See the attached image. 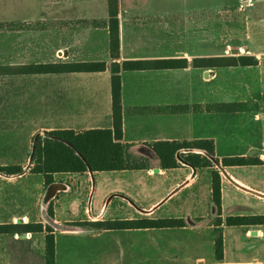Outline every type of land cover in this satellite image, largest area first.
Returning a JSON list of instances; mask_svg holds the SVG:
<instances>
[{"label": "crops", "instance_id": "obj_1", "mask_svg": "<svg viewBox=\"0 0 264 264\" xmlns=\"http://www.w3.org/2000/svg\"><path fill=\"white\" fill-rule=\"evenodd\" d=\"M38 1L44 7L40 14L20 22L40 23L39 28L15 30V46L18 50H38L39 43L35 45L24 39L47 37V44L43 45L48 50V60L21 57L29 62L17 65L105 61L107 68L92 72L18 74L48 77L47 95L42 96L47 98L45 102L36 104V96L30 95L33 103L25 106L26 110L39 112L34 117L48 119V125L34 132L45 136L46 132L57 129L82 132L112 128L110 64L114 59L110 52L109 0ZM256 1L264 3V0ZM150 2L119 0L117 61L186 58L188 66L121 71L122 142L130 145L133 156L148 158L147 166L55 173L53 183L59 188L48 201L52 203L53 215L45 219L44 199H48V189L53 183L46 186L44 174L33 172V162L28 169L22 162L13 163L21 165L23 171L1 173L11 192L0 203V224L51 226L56 264H264V224L225 222L228 216H244L235 212L232 204H226L227 195L240 194L264 203V59L257 57L256 65L194 67V58L210 52L192 46L142 52L136 39L147 35L143 32L148 21L144 13ZM157 5L162 6V1ZM161 14L164 17L161 15L160 24L167 25L168 11ZM190 40L195 43L194 34ZM246 42L242 51L250 47L249 41ZM28 98L27 95L26 101H30ZM220 101L247 103L248 109H208V105ZM198 140L213 141L215 155L204 148H183L176 155L179 164L174 168H164L152 148L156 141ZM188 152L201 153L214 165L196 167L182 157V153ZM224 157H257L262 162L225 166ZM212 169H220L223 174L220 215L212 199ZM159 210H165L161 217L156 216ZM218 216L224 221L222 260L215 254L214 220ZM143 217L182 218L185 224L104 229L75 224ZM46 235L45 229L0 233V264H46Z\"/></svg>", "mask_w": 264, "mask_h": 264}, {"label": "rangeland", "instance_id": "obj_2", "mask_svg": "<svg viewBox=\"0 0 264 264\" xmlns=\"http://www.w3.org/2000/svg\"><path fill=\"white\" fill-rule=\"evenodd\" d=\"M151 1L149 7H145L148 11L144 13L148 21L143 32L147 35L140 31L144 35L136 39L139 43L138 49L142 52L170 51L175 47L192 46L202 52H210L201 56L249 54L264 59V3L256 0ZM160 1L162 6L157 5ZM43 9L38 0H0V66L29 62V59L23 60L21 57L48 60V50L43 45L47 44V37L24 39L35 45L39 43L38 50L36 48L18 50L15 46L17 40L15 30L38 29L40 26V23L20 21L26 17H37ZM162 11L163 13L168 11L167 25L160 24V17H164ZM193 34L195 43L192 44L190 39ZM246 40L249 41L250 47L242 51V46L247 45ZM33 50H36L35 53H29ZM39 77L0 74V166L22 162L28 169L32 165V154L39 135L34 131L48 125L47 118L33 116L38 114V111L25 108L26 104L33 103L30 95L36 96L38 101L36 104H43L44 99H47L42 96L47 95L48 77L47 75ZM27 95L30 101H26ZM219 171L221 172L220 169ZM1 173L0 203L6 199L10 191L7 189L6 178H3ZM48 201L49 199H44L45 219L50 216ZM226 204L228 206L232 204L236 208L235 212H242L245 216L264 215V203L251 197L240 194L227 195ZM163 214L165 210H159L156 216L161 217Z\"/></svg>", "mask_w": 264, "mask_h": 264}, {"label": "trees", "instance_id": "obj_3", "mask_svg": "<svg viewBox=\"0 0 264 264\" xmlns=\"http://www.w3.org/2000/svg\"><path fill=\"white\" fill-rule=\"evenodd\" d=\"M119 0H109L110 52L114 61L110 64L112 73V109L113 127L96 128L77 132L73 129H57L46 132L45 136L36 138L32 160L33 172L44 174L46 186L54 182V174L59 172L109 171L122 169H142L147 166L146 157H135L130 153V145L123 143V115H122V70H136L145 68H180L187 67L186 58H161L155 60L131 59L122 63L117 61L120 55V21ZM255 55L239 56H201L193 59L194 67H222L236 65H256ZM107 68L105 61L76 62V63H37L27 65L0 66V74L18 75L50 72H81L104 71ZM3 72H2V71ZM183 108V107H182ZM208 109L216 111H237L248 109L247 103H215L208 105ZM164 168L178 166L177 153L183 148H204L212 156L215 155L213 141L198 140L184 141H156L152 144ZM182 157L196 167H212V160L197 152L182 153ZM262 161L257 157H224L223 165L258 164ZM23 171L21 165L0 166V172L17 174ZM212 199L217 207L218 215L222 213V184L221 173L217 169L211 170ZM48 213L53 215L50 202ZM217 235L215 240V254L218 260L224 257V237L222 231L223 219L218 216L215 220ZM228 225L264 224V215L228 216L225 220ZM76 225L91 226L96 229L104 228H160L176 227L185 224L182 218H136L131 220H96L77 221ZM47 231L45 259L46 264L55 262V236L53 228L42 223L27 224H0V233L18 231Z\"/></svg>", "mask_w": 264, "mask_h": 264}, {"label": "water", "instance_id": "obj_4", "mask_svg": "<svg viewBox=\"0 0 264 264\" xmlns=\"http://www.w3.org/2000/svg\"><path fill=\"white\" fill-rule=\"evenodd\" d=\"M217 165H218V167H220V169L224 170V167H223L219 162H217ZM58 188H59V185H58L57 183H53V184L49 187V189H48V194H47L48 199H49L50 197H52V195H54L56 189H58Z\"/></svg>", "mask_w": 264, "mask_h": 264}]
</instances>
